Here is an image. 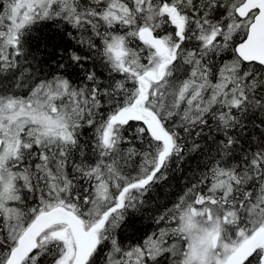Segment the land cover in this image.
<instances>
[{
    "label": "snow or ice",
    "instance_id": "obj_1",
    "mask_svg": "<svg viewBox=\"0 0 264 264\" xmlns=\"http://www.w3.org/2000/svg\"><path fill=\"white\" fill-rule=\"evenodd\" d=\"M0 264H264V0H0Z\"/></svg>",
    "mask_w": 264,
    "mask_h": 264
}]
</instances>
